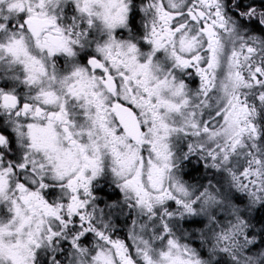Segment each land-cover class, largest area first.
Listing matches in <instances>:
<instances>
[{
	"label": "snow or ice",
	"instance_id": "1",
	"mask_svg": "<svg viewBox=\"0 0 264 264\" xmlns=\"http://www.w3.org/2000/svg\"><path fill=\"white\" fill-rule=\"evenodd\" d=\"M0 264H264V0H0Z\"/></svg>",
	"mask_w": 264,
	"mask_h": 264
}]
</instances>
